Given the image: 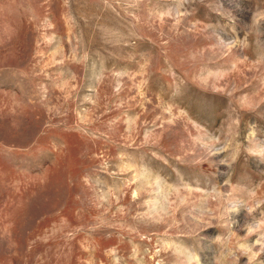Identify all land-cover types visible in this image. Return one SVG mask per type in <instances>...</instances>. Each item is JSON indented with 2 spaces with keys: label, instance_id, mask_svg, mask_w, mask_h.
I'll return each mask as SVG.
<instances>
[{
  "label": "rangeland",
  "instance_id": "374dc122",
  "mask_svg": "<svg viewBox=\"0 0 264 264\" xmlns=\"http://www.w3.org/2000/svg\"><path fill=\"white\" fill-rule=\"evenodd\" d=\"M0 264H264V0H0Z\"/></svg>",
  "mask_w": 264,
  "mask_h": 264
}]
</instances>
